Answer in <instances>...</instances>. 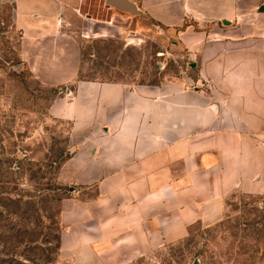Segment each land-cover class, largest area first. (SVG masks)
<instances>
[{"label":"crops","instance_id":"obj_1","mask_svg":"<svg viewBox=\"0 0 264 264\" xmlns=\"http://www.w3.org/2000/svg\"><path fill=\"white\" fill-rule=\"evenodd\" d=\"M132 1L157 24L190 23L179 38L197 59L192 89L78 78L73 17L84 31L116 24L84 14L85 0H12L20 58L44 84H73L48 105L76 142L56 175L76 189L59 211L71 264L117 262L216 221L233 190L264 193V3Z\"/></svg>","mask_w":264,"mask_h":264},{"label":"rangeland","instance_id":"obj_2","mask_svg":"<svg viewBox=\"0 0 264 264\" xmlns=\"http://www.w3.org/2000/svg\"><path fill=\"white\" fill-rule=\"evenodd\" d=\"M85 2L84 14L113 21L116 29L94 25L84 31L73 17L67 29L79 46L78 78L196 85L197 59L179 38L189 22L164 26L137 7L131 13L107 7L105 0ZM12 11V0H0V264H71L59 255V211L61 199L76 189L56 175L76 142L70 121L50 115L48 105L73 84H44L28 68ZM110 264H264V193L233 190L216 221H194L184 236Z\"/></svg>","mask_w":264,"mask_h":264},{"label":"water","instance_id":"obj_3","mask_svg":"<svg viewBox=\"0 0 264 264\" xmlns=\"http://www.w3.org/2000/svg\"><path fill=\"white\" fill-rule=\"evenodd\" d=\"M105 4L107 6H114L121 10H127L131 13L138 12L135 3L132 0H105ZM262 8H264V4L262 5ZM221 21L224 24L230 23V20L226 18H223ZM191 65L193 66L194 62H191Z\"/></svg>","mask_w":264,"mask_h":264},{"label":"trees","instance_id":"obj_4","mask_svg":"<svg viewBox=\"0 0 264 264\" xmlns=\"http://www.w3.org/2000/svg\"><path fill=\"white\" fill-rule=\"evenodd\" d=\"M68 156H69V155H68ZM68 156H67V157H68ZM63 161H64V159H63L61 162H63ZM60 164H61V163H60ZM60 164H59V166H60ZM58 245H59V243H58Z\"/></svg>","mask_w":264,"mask_h":264}]
</instances>
